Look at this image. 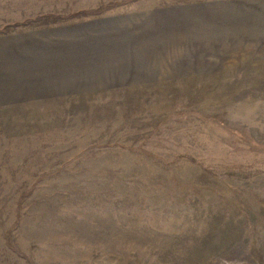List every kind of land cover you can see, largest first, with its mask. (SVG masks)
Here are the masks:
<instances>
[{
	"label": "rangeland",
	"instance_id": "374dc122",
	"mask_svg": "<svg viewBox=\"0 0 264 264\" xmlns=\"http://www.w3.org/2000/svg\"><path fill=\"white\" fill-rule=\"evenodd\" d=\"M0 264H264V0H0Z\"/></svg>",
	"mask_w": 264,
	"mask_h": 264
},
{
	"label": "crops",
	"instance_id": "0c3cea01",
	"mask_svg": "<svg viewBox=\"0 0 264 264\" xmlns=\"http://www.w3.org/2000/svg\"><path fill=\"white\" fill-rule=\"evenodd\" d=\"M83 11H88V10H83ZM78 12H82L81 10L80 11H78ZM43 15V14H42ZM51 15V14H50ZM50 15H49V17H50ZM46 16H48V15H43L42 17H46Z\"/></svg>",
	"mask_w": 264,
	"mask_h": 264
},
{
	"label": "trees",
	"instance_id": "16d2710c",
	"mask_svg": "<svg viewBox=\"0 0 264 264\" xmlns=\"http://www.w3.org/2000/svg\"><path fill=\"white\" fill-rule=\"evenodd\" d=\"M79 13H81V12H79ZM47 17H49V15H48V16H46V18H47Z\"/></svg>",
	"mask_w": 264,
	"mask_h": 264
}]
</instances>
